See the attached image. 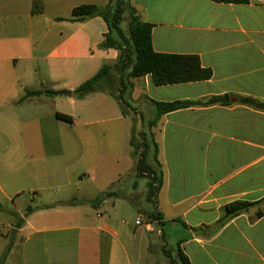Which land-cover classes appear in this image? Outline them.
Segmentation results:
<instances>
[{
	"label": "crops",
	"instance_id": "obj_1",
	"mask_svg": "<svg viewBox=\"0 0 264 264\" xmlns=\"http://www.w3.org/2000/svg\"><path fill=\"white\" fill-rule=\"evenodd\" d=\"M42 2L33 14L34 0H0V215L9 228L0 227V264H175L178 247L191 264H264V110L236 102L264 105V0H131L153 25L155 52L197 56L212 72L165 86L151 75L131 78L126 95L143 116L139 131L155 118L150 100L233 97L229 106L167 113L151 129L164 174L153 207L148 179L133 172L130 115L106 92L73 95L114 65L118 51L100 47L108 32L102 18L80 21L72 11L109 0ZM26 90L40 94L22 99ZM138 180L147 181L146 194L132 223ZM114 184L115 195L94 205ZM235 201L260 203L216 231ZM156 209L162 226L136 225Z\"/></svg>",
	"mask_w": 264,
	"mask_h": 264
},
{
	"label": "trees",
	"instance_id": "obj_2",
	"mask_svg": "<svg viewBox=\"0 0 264 264\" xmlns=\"http://www.w3.org/2000/svg\"><path fill=\"white\" fill-rule=\"evenodd\" d=\"M212 1L228 4H248L250 2V0ZM42 11V0H34L32 13L38 14ZM72 15L76 20L80 21L96 17L102 18L107 24L108 32L104 36L100 47L106 50L115 49L118 51V58L114 65H104L95 76L81 84L73 92L74 97L79 100L98 92H106L118 101L122 113L127 116L130 112L137 113V110L132 106L126 95L133 87L130 81L131 78L151 75L156 86H165L205 81L212 77L211 70L203 68L197 56L155 52L152 45L153 25L140 18L131 0H109L106 6L81 5L73 9ZM124 23H127V31L123 28ZM116 74H119V76ZM37 94H40V92L26 90L22 99ZM52 94L57 93L52 92ZM232 100L233 97L230 95L212 97L207 101L163 103L150 100L155 107L156 114L155 118L147 123L149 131H136L134 126L130 141L136 159L133 172L137 179H148L147 198L150 203H156V197L164 182V174L159 161V145L155 141L151 129L167 113L196 105L229 106L232 104ZM236 102L264 110V105L252 98L239 97ZM56 116L61 120L72 123L70 116L61 113H57ZM141 121L144 123L143 119ZM114 186L115 184L107 192L95 199L93 204L97 205L103 200L114 196ZM258 203L260 202L235 201L227 205L224 208V218L219 221L216 231L223 227L228 220L248 211ZM31 212V209L28 210L25 216H28ZM150 219L157 221L160 226L163 224V215L157 209L150 214ZM174 263L191 264L180 247L177 249Z\"/></svg>",
	"mask_w": 264,
	"mask_h": 264
},
{
	"label": "rangeland",
	"instance_id": "obj_3",
	"mask_svg": "<svg viewBox=\"0 0 264 264\" xmlns=\"http://www.w3.org/2000/svg\"><path fill=\"white\" fill-rule=\"evenodd\" d=\"M123 28H124L125 31H127V23H124L123 24ZM116 75L119 76V74H116ZM140 106H136V107H140ZM129 115H130L131 119L134 121V126L136 128V131H139V127L141 125V120L143 119L142 114L140 112H137V113H131L130 112ZM140 181L141 180H138L137 181L139 187L137 188L136 191H134V193L132 195V197H133L132 199H133L134 203L136 204V207L138 208V211L136 209H132L130 211V213L127 215V217H126V218H128V222H132V223L135 222L136 218L138 217V214L141 213V210H139V209L142 208L141 207V200H142V198H144L143 195L146 194L145 193V189H146V186H147V181L145 180V184L144 185ZM150 205L153 207V203H150ZM145 213H147V212H145ZM145 213H144V215H142L143 217L140 216L138 219H140L142 221V223H144L145 221L146 222H152L151 219H150V217L145 216L146 215ZM0 227H1V231L2 232H5V231L9 230V228L7 227V221L4 220L3 216H1V215H0ZM156 233H157V230H156ZM166 234H167L168 237H171L172 238L171 240L169 238L166 239V241L168 243V248H172L174 251H176L177 244L174 241V238L175 237L172 236L171 233L168 231V227L166 229ZM7 235L8 236H11V233L8 232ZM164 251H165V254L168 256V258H170L172 252L170 250H168V249H164Z\"/></svg>",
	"mask_w": 264,
	"mask_h": 264
},
{
	"label": "water",
	"instance_id": "obj_4",
	"mask_svg": "<svg viewBox=\"0 0 264 264\" xmlns=\"http://www.w3.org/2000/svg\"><path fill=\"white\" fill-rule=\"evenodd\" d=\"M67 94L71 95L72 93L71 92H67ZM16 232H17L16 229H12L11 230V243L15 240Z\"/></svg>",
	"mask_w": 264,
	"mask_h": 264
},
{
	"label": "built area",
	"instance_id": "obj_5",
	"mask_svg": "<svg viewBox=\"0 0 264 264\" xmlns=\"http://www.w3.org/2000/svg\"><path fill=\"white\" fill-rule=\"evenodd\" d=\"M142 224H143L142 221L140 219H137L136 225H142Z\"/></svg>",
	"mask_w": 264,
	"mask_h": 264
}]
</instances>
